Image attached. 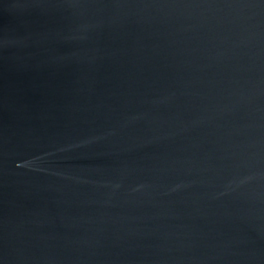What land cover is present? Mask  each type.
<instances>
[{
  "label": "water",
  "instance_id": "1",
  "mask_svg": "<svg viewBox=\"0 0 264 264\" xmlns=\"http://www.w3.org/2000/svg\"><path fill=\"white\" fill-rule=\"evenodd\" d=\"M0 264H264V0H0Z\"/></svg>",
  "mask_w": 264,
  "mask_h": 264
}]
</instances>
